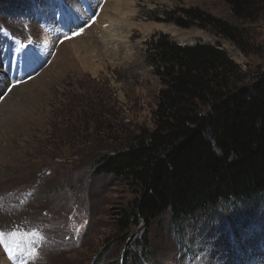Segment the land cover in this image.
Here are the masks:
<instances>
[{
	"label": "rangeland",
	"instance_id": "rangeland-1",
	"mask_svg": "<svg viewBox=\"0 0 264 264\" xmlns=\"http://www.w3.org/2000/svg\"><path fill=\"white\" fill-rule=\"evenodd\" d=\"M72 1L13 0L0 9V264H264V200L243 215L221 205V219L197 215L174 225L165 214L147 229L121 232L118 220L135 195L122 181L93 175L125 129L152 128L160 84L145 42L165 34L218 46L247 83L264 68V15L240 24L222 0H130L126 13L134 15L121 20L136 27L112 44L116 56L109 44L103 50L111 55L85 57L71 42L87 41L108 0L85 6L76 27L66 18L84 0ZM187 8L236 28L238 45L210 27L164 22ZM6 125L14 132L5 134Z\"/></svg>",
	"mask_w": 264,
	"mask_h": 264
},
{
	"label": "trees",
	"instance_id": "trees-1",
	"mask_svg": "<svg viewBox=\"0 0 264 264\" xmlns=\"http://www.w3.org/2000/svg\"><path fill=\"white\" fill-rule=\"evenodd\" d=\"M11 1L0 0V9ZM222 1L240 24L264 15V0ZM165 15L164 22L181 29L210 27L238 45L236 28L201 9ZM144 45L160 84L152 128L125 129L99 157L93 172L94 177L126 183L135 195L118 229H147L165 214L174 225L197 215L221 219V205L232 217L260 207L264 68L246 83L240 67L218 46L180 44L165 34Z\"/></svg>",
	"mask_w": 264,
	"mask_h": 264
},
{
	"label": "bare ground",
	"instance_id": "bare-ground-1",
	"mask_svg": "<svg viewBox=\"0 0 264 264\" xmlns=\"http://www.w3.org/2000/svg\"><path fill=\"white\" fill-rule=\"evenodd\" d=\"M72 2L76 3V0L75 1L73 0ZM94 2L95 0H84L82 3H78L79 10L77 11L75 17L69 16L68 18H66V24L67 25L71 24L74 27L78 26L79 24L78 22H81L84 19L83 10H86L84 7L87 6L88 8H92V4H93V7L95 6ZM130 3H131L130 0H108V3H107L108 5L100 9L101 12L97 15V18L95 19L93 26L89 28V30H87V34H88L87 41L86 39L84 40L85 37L82 36L84 37L83 39L79 38V40L71 42L72 45H76V44L79 45L80 43H84L83 45L81 44V46L76 45V48L79 51H82L85 57H89L90 54L94 52V54H96L95 56H98V57L102 56L104 58L106 57V54L111 55L110 52L103 50L105 49L106 45L110 44L111 46L115 47L113 48L114 52H111V53H113L112 54L113 56H116L115 51H118L119 46L112 45V44L115 42H117L118 44L122 42L121 40L123 38L121 36L122 34L124 35L125 38L126 37L128 38L131 29H134V27H136V25L132 23L130 24L127 23V27L125 26V24L124 25L122 24V20H121V18L123 17L121 16L122 14L127 15V18L128 16L130 17L134 15L132 12L126 13L127 8ZM108 8L109 9L111 8L113 11V14L111 16L106 15V13L108 12L107 10ZM102 25L105 27L104 29L103 28H100L99 30L96 29L97 26H102ZM157 28L163 29L161 26H158ZM141 31H143L144 34L146 35L150 34L152 31V25L151 26L142 25ZM170 31L174 34H177V31L175 30H170ZM44 42L48 44L47 40H44ZM4 124H7V121ZM14 129H15L14 126L6 125V128L4 129L5 134L14 132Z\"/></svg>",
	"mask_w": 264,
	"mask_h": 264
},
{
	"label": "snow or ice",
	"instance_id": "snow-or-ice-1",
	"mask_svg": "<svg viewBox=\"0 0 264 264\" xmlns=\"http://www.w3.org/2000/svg\"><path fill=\"white\" fill-rule=\"evenodd\" d=\"M9 235L13 237V243H15L17 247H19L18 241L15 239L16 234L12 233V234H9ZM4 236H5L4 233H0V245H4L5 244ZM6 250H7V248H6Z\"/></svg>",
	"mask_w": 264,
	"mask_h": 264
},
{
	"label": "water",
	"instance_id": "water-1",
	"mask_svg": "<svg viewBox=\"0 0 264 264\" xmlns=\"http://www.w3.org/2000/svg\"><path fill=\"white\" fill-rule=\"evenodd\" d=\"M184 44H186V43H184ZM188 45H193V44H188Z\"/></svg>",
	"mask_w": 264,
	"mask_h": 264
}]
</instances>
